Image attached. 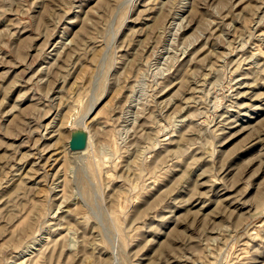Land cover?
Wrapping results in <instances>:
<instances>
[{
    "label": "rangeland",
    "instance_id": "1",
    "mask_svg": "<svg viewBox=\"0 0 264 264\" xmlns=\"http://www.w3.org/2000/svg\"><path fill=\"white\" fill-rule=\"evenodd\" d=\"M0 264H264V0H0Z\"/></svg>",
    "mask_w": 264,
    "mask_h": 264
},
{
    "label": "bare ground",
    "instance_id": "2",
    "mask_svg": "<svg viewBox=\"0 0 264 264\" xmlns=\"http://www.w3.org/2000/svg\"><path fill=\"white\" fill-rule=\"evenodd\" d=\"M155 20V19H154ZM239 108V107H238ZM136 151V150H135ZM62 204V203H61Z\"/></svg>",
    "mask_w": 264,
    "mask_h": 264
}]
</instances>
